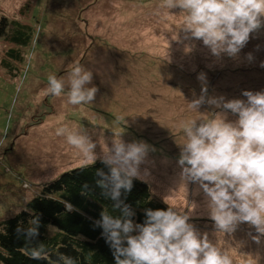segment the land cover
<instances>
[{
  "label": "rangeland",
  "instance_id": "374dc122",
  "mask_svg": "<svg viewBox=\"0 0 264 264\" xmlns=\"http://www.w3.org/2000/svg\"><path fill=\"white\" fill-rule=\"evenodd\" d=\"M162 3L0 0V21L9 24V34L12 22L32 29L25 44L0 36V219L14 215L64 171L91 164L55 134L67 124L85 129L98 155L118 134L126 143L148 144L140 165L147 174L138 179L152 195L191 213L189 223L228 252L233 264H264V236L257 243L253 237L259 234L247 223L230 235L217 232L198 186L189 183L185 195L177 164L179 122L200 115L188 109V101L201 94L198 75L204 74L209 96L246 99L245 90L264 91V27L250 34L238 57L216 58L202 41L185 39L180 9L168 11ZM77 62L92 72L94 101L72 106L66 97L46 94L48 75L67 79ZM199 111L218 110L205 104Z\"/></svg>",
  "mask_w": 264,
  "mask_h": 264
},
{
  "label": "clouds",
  "instance_id": "9594fccd",
  "mask_svg": "<svg viewBox=\"0 0 264 264\" xmlns=\"http://www.w3.org/2000/svg\"><path fill=\"white\" fill-rule=\"evenodd\" d=\"M161 7L168 11L179 8L185 39L202 41L216 58L238 57L250 34L264 27V0H163ZM247 58L252 59L251 53ZM47 79L46 94L66 97L72 106L92 103L98 91L92 84V72L79 62L69 70L67 79L56 74ZM197 79L202 82L201 94L188 101V109L200 115L178 125L183 133L177 160L180 185L185 195L189 183L203 192L217 232L230 235L240 223H247L259 234L253 237L259 243L264 236V91L245 90L241 95L246 99L209 96L204 74ZM205 104L218 111L200 112ZM229 114L235 119H229ZM55 134L65 137L91 165L100 159L108 168L107 173L97 169L95 186L119 215L104 207L96 225L102 229L115 264H233L228 252L189 223L188 211L174 206L145 209L143 223L134 221L135 213L122 194L131 191L134 178L147 174V169L141 173L140 165L146 162L148 144L126 143L118 134L111 147L103 144L102 155H98L96 143L85 129L63 124ZM28 225L18 224L16 235L31 243L39 236V215ZM44 253L43 244L32 249L33 258ZM60 259L75 264L63 254Z\"/></svg>",
  "mask_w": 264,
  "mask_h": 264
},
{
  "label": "trees",
  "instance_id": "16d2710c",
  "mask_svg": "<svg viewBox=\"0 0 264 264\" xmlns=\"http://www.w3.org/2000/svg\"><path fill=\"white\" fill-rule=\"evenodd\" d=\"M0 24V36L11 42L25 44L31 37L32 29L19 22H12L10 34V26L3 18ZM9 54L18 58L15 50ZM97 169L108 172L101 160L64 171L43 184L18 212L0 219V264H64L61 254L71 257L75 264H115L96 221L104 207L114 216L119 212L112 211V202L95 186L99 179ZM122 199L131 206L137 223H143L145 209L168 207L152 195L146 182L137 178L133 179L131 191L122 194ZM34 215L40 219L39 236L29 243L24 237H17L16 228L21 223L28 227ZM39 244H43L45 253L41 258H33L32 249Z\"/></svg>",
  "mask_w": 264,
  "mask_h": 264
},
{
  "label": "crops",
  "instance_id": "0c3cea01",
  "mask_svg": "<svg viewBox=\"0 0 264 264\" xmlns=\"http://www.w3.org/2000/svg\"><path fill=\"white\" fill-rule=\"evenodd\" d=\"M138 179V178H137ZM139 180H141V179H139ZM141 181H143V180H141ZM145 182V181H144ZM147 183V182H146ZM151 190V189H150ZM159 199V198H158ZM160 200V199H159ZM162 201V200H161Z\"/></svg>",
  "mask_w": 264,
  "mask_h": 264
}]
</instances>
